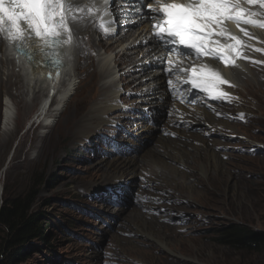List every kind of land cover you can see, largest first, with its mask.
Segmentation results:
<instances>
[{
	"label": "rangeland",
	"instance_id": "374dc122",
	"mask_svg": "<svg viewBox=\"0 0 264 264\" xmlns=\"http://www.w3.org/2000/svg\"><path fill=\"white\" fill-rule=\"evenodd\" d=\"M82 1L76 0L77 5H81ZM150 1L153 6L150 7L151 2H148L147 7L157 9L160 6ZM118 2L116 6L122 7ZM90 4L96 7L100 1L91 0ZM122 9L124 7L120 11ZM109 17L113 16L105 15L102 19ZM147 20L149 30L154 20ZM139 29L132 31L135 34ZM114 38L111 36V40L105 43H111ZM89 41L91 45L97 46V49L96 46L93 48L96 54L85 60L86 53L81 55L84 57L82 59L78 53V62L73 61V58L70 67H66L65 76H61V83L56 85L57 91H62L63 81L71 77L72 90L66 107L72 118L78 117L90 99V104L96 106L111 99L114 91L120 92V95L126 94L121 83L111 90L102 89L110 81L107 78V67L110 70L114 68V57L110 64L107 63L105 58L108 56L102 57L106 48L97 43V37L89 38ZM140 49L133 51L134 56L140 55ZM148 49L142 47V51ZM1 51L2 47L0 59L4 61ZM119 51L120 48L118 51L116 49V52ZM243 52L248 54L246 49ZM102 60L108 66L101 68L104 74L100 75ZM140 63L141 60L138 66ZM83 64L87 67L84 70L80 67ZM149 69V74L139 75L140 81L151 82L148 80L156 73V69ZM242 69L247 71L245 67ZM15 72L21 71L15 69ZM121 74L115 76L119 78ZM250 76L247 80L238 79L239 93L245 102L248 101L244 110L250 115V120L246 124L233 122L229 118L216 121L209 113L193 110L203 114L199 117L191 108L185 107L189 114L178 113L179 118H174L171 127L181 128L182 131L185 129L188 140L172 133L159 132L160 138L162 136L161 139L166 140V143L182 144L187 150L181 159L184 166H179V163L166 155L161 160L166 166L183 172L184 183H189L193 189H184V192L182 190L169 201H166L170 197L165 192L157 191L159 176L150 173L155 170L147 162L145 168L149 173L143 175L151 178L152 183L142 178L141 172L136 174L134 180L129 176L105 177L106 169L96 167L98 162L106 160L111 162L128 157L137 160L146 151L157 147L155 138L158 131L145 135L138 142H132L141 131L142 124L138 118L152 113L149 111L151 105L148 99L151 91H147V86L142 88L144 93L140 96L132 94L124 99L133 101V104H124V100H119L115 103L116 108L108 114L106 112V115L91 112L89 116L94 120L85 135L76 133L80 128H75L70 121L60 126L58 121L61 112L55 111L57 97L49 98L45 108L44 101L49 96L46 84L38 83L24 74L21 80L29 85L28 93L21 103H14L13 123L4 129L1 126L4 101H10L16 91L14 87H10L8 92L3 89L0 92V205L15 199H28L30 213L42 214L40 224L47 226L44 234L50 236L49 243L39 238L29 241L25 245L28 249L24 251L23 260H18L16 264H264V246L250 249L219 240L222 232L235 226H242L264 238V80L256 76L252 81L255 75ZM127 78L130 79V76ZM246 82H250L248 86ZM150 86L153 85L150 83ZM34 87L42 90L44 95L39 103L27 109L24 105H30ZM40 108L45 109V117H41L43 112ZM159 111L163 112L162 109ZM94 115L107 122L101 125V121H95ZM163 116L167 117L164 113ZM162 122V118L157 117L158 128ZM194 123L209 126H203L201 132L197 126H192ZM147 127L153 125L148 124ZM191 135L200 136L203 141L196 142L192 140L194 136L190 138ZM193 148L199 149L200 156L193 152ZM209 150L217 157L216 164L221 163L217 170L205 163V160H209ZM166 170H162L161 174L168 176L170 169ZM137 188H140L138 192ZM147 201H156L153 207H142L139 210L147 213L145 218L149 225L134 229L136 224H133V213L130 212L137 210L139 204L141 208V202ZM165 214L169 217L164 218ZM159 216L162 218L159 219ZM158 226L162 227V233L166 235L165 242L159 236L150 235L151 230L159 231ZM130 230L134 232L130 233ZM6 234V231L0 230V264L5 261L1 246L7 239Z\"/></svg>",
	"mask_w": 264,
	"mask_h": 264
},
{
	"label": "bare ground",
	"instance_id": "6f19581e",
	"mask_svg": "<svg viewBox=\"0 0 264 264\" xmlns=\"http://www.w3.org/2000/svg\"><path fill=\"white\" fill-rule=\"evenodd\" d=\"M70 1L67 0L66 3L69 4L71 6V9H72L68 13V24H69V27H70V30L72 33V40H73V52H72V54H71L72 48L70 46H68L67 43H61L58 47H55V46L51 47V48L44 47L43 51L41 52V51H39V49L37 47H34V45H39L41 42L37 41V38L35 36H32L31 40H26L24 42H20V41L14 42V48H17L19 46L20 51L23 52V53H20L18 51V53H17L18 57L14 53H13V55L6 53L4 56V58H5L4 61L0 59V92L3 89H5L8 92V89L10 87H14L15 91H16L15 96L11 97L10 101H8V100L4 101L1 126H3L4 129L11 126V124L13 123L12 117H13V109L15 106L14 103L17 104L18 101H19V103H21L22 98H24L28 93L27 88L29 87V85H25L26 82L24 84L23 80H21V77L23 74H24V76H27L28 78L32 77L38 83L46 84L49 95L52 91H56L55 96L57 97V104H56L55 111L57 113L61 112L60 120L58 121L59 125L62 126L64 123H68L70 121V123H72L73 126H75V128H78V127L80 128L79 130L77 129L76 133L81 134V135H85L87 133L86 129H90V127H92V122L94 119L91 118V116H89L91 112L97 111V112H101L102 114H105L107 112V114H108L109 112H111L113 109L116 108L115 103L117 101H119V100L123 101L124 99H128V96H131L132 94L133 95L137 94L138 96H140L141 94L144 93L142 88L147 86L146 87L148 89L147 91H151V95L148 97V99L150 100L149 103L151 105V107L149 108V111L151 110L152 113L149 115L148 114L142 115L140 118L137 117L138 120L141 121L142 127L140 129L141 131L138 132L139 133L138 138H135L132 142H138L143 137H145V135L149 136V134H153L151 132L158 131V136L155 138V140H156L155 144L157 143V147L154 146L150 151H146L145 154H142L141 156L139 155L140 157L137 158V160L140 159V161H137L136 159L128 157L126 159H120L118 161L113 160L111 162H108V160H106L103 162H98L96 167H98L97 169L103 170V168H104V169H106V171L109 170V172H107V173L105 171V174H106L105 177H110L111 175H114L116 177L129 176V177H131V179L134 180L136 174L141 172L140 173L141 177L145 178L147 181L151 182V180H152L151 178H146L143 175V173L145 174L149 171L148 169L145 168V165L147 162L155 170V172H150V173H155V174L157 173V176H159V183L156 184L158 186L157 191L165 192L166 195H168L170 197V198H167L166 201H169L171 198H176L177 193H180L182 190L184 192V189H186L188 191H190V190L193 191V189L191 187L192 185H189V183H187V182L184 183V173L183 172L178 171L174 167L166 166L165 162H163L161 160V157L166 155L167 157L169 156V159H172L176 163H179L178 164L179 166H184V161L181 159L184 158V153H185L184 151L186 149H184V146L182 144H175V143L168 144V143H166V140L161 139L162 136L160 138L159 132H161V133L162 132L172 133V134L178 135L180 138H183L186 140L189 139L188 138L189 137L188 132L184 131L185 129L182 131L181 128L177 129V128L171 127L172 122L175 120L174 118H176V117L179 118L178 113H180L182 115H184V114L188 115L189 111L184 107H180V106L178 107L176 105V101L174 100V97L171 98V93L168 90V86L166 83V75L169 74L168 70L172 69V67L169 65V61H168L171 57L167 58V55L164 53V50L162 48L163 46H157V43L153 38V33L150 34L149 33L150 29L148 30V26H149V21L147 20L148 17L150 16L154 20V22H156V24H161V23H163L162 14L160 16V13L158 12V8L156 9L157 11H155V12L150 11V9H151L150 7L153 6L152 1H150V0H117V1H119L118 3H120L122 5V7H124V9H122L121 11H120V9L122 7L119 8L116 6V2H117L116 0H111L110 5L106 2V0H98V1H100V4H99V6H96V7L95 6L91 7L92 6L90 4L91 0H83L82 3H80L81 5H77L78 3L76 2V0H70ZM154 1L155 0H153V2ZM148 2H151V4L149 5L150 7L146 6V5H148ZM255 12H257V11H255ZM109 14H111L113 17L102 19V17H104L105 15H107V17H108ZM83 17H87L88 19H85ZM97 17L99 19H97ZM127 20H132V21H129V23L126 26H123V24H121V22L127 21ZM225 26L226 25H223L224 28H225ZM111 27L115 28V30H111L110 29ZM138 27L140 28L139 32L134 34L132 30H134ZM241 28H243L245 32H247V30H248L247 28H244V27H240V29ZM81 30H83L85 33L87 31V33L82 34L84 32ZM225 32H226L225 37L234 36V35H231L228 31H225ZM82 35L84 36V39H81L83 37ZM114 35L117 37L114 38ZM111 36L114 38V40H112L111 43L110 42L105 43L106 40H111L110 39ZM93 37H97V41H99L97 43L106 48V49H104V55H102V54L101 55H102V57L108 56L105 58L106 59L105 61L107 63L110 64V60L112 59V56L114 57V59H113V61L115 63L114 68L112 70H110L107 67V78H109L110 81L109 82L107 81V84L103 85L102 89L104 91L105 90H111V89L115 88L116 84L121 83L122 89L126 91V94L124 93V94L120 95V92L114 91V92H112L113 94L111 93L112 94L111 96H113V97H111V99L106 98L108 100L105 103H100L96 106H94L95 105L94 103H93V105L90 104L91 103V99H90V101L88 100V103H86V106L81 111V113L78 115V117L72 118L71 114L69 113V111L67 110V107H66L67 98L70 95L71 90H72L71 77H70V79L63 81V88L64 89L62 91L61 90L57 91L56 87H58V86H56V84L55 85H53V84H54V81L58 79L59 74L57 72L51 71L52 74L55 76H52V79L50 77H47V75H46L47 70H46L45 66L47 64H50V63L53 65L55 64L57 66V71L61 72V74H62L63 72L66 73L67 69L70 67L69 65L71 64V61L73 60V58H74L73 61L78 62V60H79L78 59V53H80V56H79L80 59L84 58L81 55L85 54V53L89 57L87 58V56H86L84 59L85 60L90 59V57H92V55L96 54V53H94V49H93L96 45L94 46L93 44L91 45L89 43L90 42L89 38H93ZM63 39L66 40V37L64 36ZM224 40H226V39H224ZM236 40L239 41L238 38H236ZM129 41H130V43L128 45H124L125 43H127ZM230 42H231V44H233L236 41L230 40ZM0 44H1V37H0ZM143 46L145 48L149 47V49L147 51H142ZM118 48H120V51L116 52V49L118 51ZM139 48H141L140 49L141 51H139V54L141 55L139 60H141L142 63H140V65L138 66L139 60H136V58L139 57L140 55L134 56L133 51H135ZM96 49H97V46H96ZM257 49H259V51H257ZM250 50L254 51L259 56H264V45H262L259 48L251 46ZM239 53H240V55L238 56V58L246 61V65L249 68V70L244 71L242 68H237V70H241L242 73L239 71H235L234 64L230 63L229 67H230L231 71L227 70V71H225V73L230 74V73L235 72V73H237L236 74L237 76L239 75V73H241V76H238V77L244 78L245 80H247V78L251 77L250 75H255L251 78L252 81H254L256 76L261 78L262 80H264V63L252 59L251 57H249L248 54L244 53L243 51H239ZM29 54H31L33 57L32 61L28 59ZM209 58H211V57H209ZM180 59H184V57H180ZM211 59H213V58H211ZM52 60H54L55 62H51ZM143 60L145 61L144 63H143ZM205 60H206V63H205L206 69H209L211 71L220 61L219 59H217L215 62V65H212L208 62V59L206 57H204V61ZM105 61L102 60V62L100 63V66H99V70L101 71L100 75L104 74L101 68L103 66H108V64ZM161 61H163V63H161ZM85 65L83 64V66H80V67L83 68V70H84V67H86ZM66 67H68V68H66ZM75 67H76V65H75ZM149 68L156 69V73H154L152 78H149V80H148V81L151 80L150 83L153 85L152 87L150 86V83H148V82L145 83L144 81L139 80V78H141L139 75L144 76V75L149 74V71L151 70ZM15 69H18L19 72L20 71L21 72L16 73ZM120 72H122V74L119 76V78H117V76H115V75H117ZM135 72H138L139 74L134 75ZM128 76H130V79L127 78ZM3 77H5V79H3ZM59 77L61 78V75ZM14 78H18V80L13 81ZM116 78H117V80H116ZM169 78L171 80H173L174 79L173 74H170ZM31 81H33V80H31ZM60 83L61 82L59 81V84ZM248 83H250V82H246L247 86H248ZM251 83H253V82H251ZM33 89H34V91H33L32 95L30 96L31 97L30 105H28V104L24 105V107L27 109H29L31 106L39 103L40 100L42 99L43 95H44L42 90L37 89L36 87H34ZM219 91L227 93V97L225 99L229 98L228 96H229L230 91L234 92L228 83L221 85L219 87ZM204 93H206V92H204ZM109 95H108V97H109ZM100 100L102 101V99H100ZM234 101H235L234 104L242 105L237 99H235ZM132 102L133 101L124 100V104H127V103L133 104ZM109 103H111V104H109ZM105 104H109V105H105ZM134 104H136L135 101H134ZM173 106L174 107L176 106V110L173 108ZM46 107H47V103H46L45 108ZM160 109H162L163 112L159 111ZM130 110H132V109H130ZM190 110L199 117H201L203 115L202 113H197V111H198L197 109H195V110H197L196 112L193 111L192 109H190ZM40 111H41V113L43 112V114H41L42 115L41 117H45V115H46V112H44L45 109L40 108ZM175 112H176V115H175ZM163 113L165 114V116L167 115V117H164ZM191 115H192V113L190 112V116ZM73 117H75V116L73 115ZM157 117H161L163 120L160 128L157 127V123H156ZM95 121H101V125H102V124H104L105 120L102 121L99 117L97 118L95 116ZM108 121H109V119H108ZM150 121H151V123H149ZM105 122H107V121H105ZM148 124L153 125V127H147ZM93 129L91 130L92 132H93ZM103 130H104V128H103ZM182 132H184V133H182ZM78 136H80V135H78ZM154 136H156V135H154ZM193 136L195 139H192V140H194L196 142L197 141H203V139H201L200 136H197V135H193ZM193 136L190 138H193ZM193 152H195V154L200 156L199 149L193 148ZM208 154L209 155L207 158L209 160H205V158H204L205 163H207L208 166L209 165L213 166L214 167L213 170H217L219 168V166L221 165V163L218 165L216 164V161H218V160H217V157L215 156V154L213 152H210V150H209ZM185 158H187V157H185ZM146 167H147V165H146ZM166 169H170V171H169L170 174L168 176H164L163 174H161V171L162 170H163V172L167 171ZM107 175H109V176H107ZM174 175H178V176H174ZM174 177H176V178H174ZM138 184H140V183H138ZM157 186H156V188H157ZM139 189L140 188H137L136 192H138ZM170 189H173L174 192ZM155 202H153V201L152 202L147 201L146 203L141 202V208H140V204H139V207L136 208L137 210L134 209L132 212H130V213H133L131 215H132V219L134 220V223L133 222L132 223L136 224L134 229L135 228L140 229V227H146L149 225L146 218H145L147 216V213H142L139 210H141L142 207H147V206L153 207L154 205H156ZM162 207H164V206H162ZM163 217L168 218L169 215L165 214V215H163ZM161 218L162 217H160L159 219H161ZM151 219H154V218L151 217ZM157 230H159V231L151 230V232H150L151 237L153 235L159 236L160 239L165 242V240H167V238H166L165 233H162V231H163L162 227L158 226ZM132 232H134V231L130 230V233H132Z\"/></svg>",
	"mask_w": 264,
	"mask_h": 264
},
{
	"label": "snow or ice",
	"instance_id": "6c2138e0",
	"mask_svg": "<svg viewBox=\"0 0 264 264\" xmlns=\"http://www.w3.org/2000/svg\"><path fill=\"white\" fill-rule=\"evenodd\" d=\"M106 2L111 4V0ZM241 2L264 9V0H194L187 5L161 4L158 12L163 16V23L153 25V38L157 46H165L166 51L194 55L196 58L211 57L223 61L227 66L234 56L240 55V42L234 36L227 38L236 42L227 45H221L213 39L226 35L224 23L232 21L237 25L264 28V23L254 19L260 13L241 7ZM71 10L66 0H0V33H5L12 42H24L35 36L41 43L34 47L41 52L44 47H58L61 43L71 42L72 33L68 24ZM21 22L27 26L26 29L21 27ZM240 31L248 35L243 28ZM64 36H68V39L64 40ZM169 45L173 47H167ZM176 46H183L190 51L179 52ZM17 50H20L19 46ZM28 59H33L31 54ZM168 83L171 86L173 81L169 79ZM185 83L191 85L192 89L206 92L212 100L227 97V93L219 91L226 81L218 73L204 67H193Z\"/></svg>",
	"mask_w": 264,
	"mask_h": 264
},
{
	"label": "clouds",
	"instance_id": "9594fccd",
	"mask_svg": "<svg viewBox=\"0 0 264 264\" xmlns=\"http://www.w3.org/2000/svg\"><path fill=\"white\" fill-rule=\"evenodd\" d=\"M189 3H191L190 0L184 1V5H187ZM241 7H245L249 11H257L258 13H260V15L254 17V19H256L258 23L264 22V9H260L258 6L246 5L243 2H241ZM224 25H226L224 28L225 31H228L231 35H234L236 38L239 39L240 42V47L238 49L239 51H244L245 49H247V53L249 57L264 63V56H259L254 51L250 50L251 46L259 48L262 45H264V38H263L264 28L251 26V25H243V24L237 25L232 21H226ZM240 27L247 28L249 30L248 35H244V33L240 31ZM213 39L217 40L221 45L231 44L230 40L225 36L213 37ZM4 51L5 50H3L2 48L1 53L3 54V56H5V54L7 53ZM189 51H190L189 49L184 48V52H189ZM171 55L173 54L169 51L167 58H169ZM176 57L178 58L179 61L176 65V68H172L171 70H168L169 74L166 75V83L168 86V90L171 93V98L174 97V100L176 101L177 105L182 106L184 108L185 107L191 108L192 110L197 109L209 113V115H212L216 121H218V119L226 121L224 119L229 118L230 120H233V122L246 124L250 120L249 119L250 115H248L244 110V106L246 102L244 97L239 93L240 89L238 86V78H239L238 76H241L242 71L237 70V68L245 67L247 68V70H249V68L246 65V61L235 56L232 58L231 64H234L235 71L241 72L239 73L238 76L236 75L237 73L235 72L226 74L225 71L230 70L229 65L226 66L221 60L218 62V64L213 68L212 72L218 73L220 78L226 81V83L230 85V87L235 93L230 91L228 99L212 100L207 96L206 93L200 92L197 89H192L191 85L185 83V81L189 79L191 75V69L193 67L197 69H200L201 67L206 68L205 65L206 60L204 61V57L196 58L194 55L189 56V55H179V54L176 55ZM180 57H184V59H180ZM206 58L208 59V62L210 64L215 65L217 59L214 58L211 59L209 57ZM170 74H173L174 77V79L172 80L173 84L171 86L168 83V80L170 79L169 78ZM235 99H237L242 105L234 104ZM173 108L176 110V106L175 107L173 106ZM216 110H219L220 113H214ZM185 125H189V124L185 123ZM192 126L193 127L197 126L198 131H200L201 129L202 132L203 126L207 128V126L209 125L208 124L205 125L203 123L199 125L197 123H194L192 124ZM200 126L202 127L200 128ZM217 126L218 125H216V127Z\"/></svg>",
	"mask_w": 264,
	"mask_h": 264
},
{
	"label": "trees",
	"instance_id": "16d2710c",
	"mask_svg": "<svg viewBox=\"0 0 264 264\" xmlns=\"http://www.w3.org/2000/svg\"><path fill=\"white\" fill-rule=\"evenodd\" d=\"M41 217H43L41 213H30L28 199H15L0 205V230L7 232V239H3L4 244L1 246L5 256L2 264H16L18 260L22 261L25 256L24 251L28 249L25 245L35 238L49 243L50 236L44 234V228L47 226L40 224ZM219 238L220 242L238 247L259 249L264 246L262 236L242 226L229 228L222 232Z\"/></svg>",
	"mask_w": 264,
	"mask_h": 264
}]
</instances>
